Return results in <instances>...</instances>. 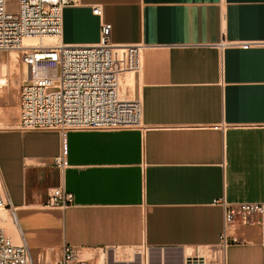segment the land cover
<instances>
[{"label": "crops", "instance_id": "crops-1", "mask_svg": "<svg viewBox=\"0 0 264 264\" xmlns=\"http://www.w3.org/2000/svg\"><path fill=\"white\" fill-rule=\"evenodd\" d=\"M104 23L115 45L142 46L145 128L62 137L0 127L4 211L15 239L50 262L70 245L103 251V264H183L217 245V199L264 203V0H79L64 8L59 39L98 43ZM61 186L73 203L47 207ZM233 232L227 264H264V223ZM137 248L147 259L128 252Z\"/></svg>", "mask_w": 264, "mask_h": 264}, {"label": "built area", "instance_id": "built-area-1", "mask_svg": "<svg viewBox=\"0 0 264 264\" xmlns=\"http://www.w3.org/2000/svg\"><path fill=\"white\" fill-rule=\"evenodd\" d=\"M78 3L0 0V58L8 50L22 52L17 129L56 131L62 137L70 131L144 129L141 96L128 97L122 91L123 77L141 68L142 46L112 43L110 23L101 25L98 43L63 44L57 38L63 33L64 8ZM92 11L102 13L100 7ZM55 165L60 169L66 165L63 148ZM73 201V193L61 186L50 190L45 205L65 208ZM215 203L224 213V229L217 245L186 256L183 264H227L228 246L241 241L233 229L264 223V203H229L224 198ZM5 209L11 205L0 189V210ZM86 252L66 245L62 256L50 262L44 254H34L23 241L15 243L0 224V264H94Z\"/></svg>", "mask_w": 264, "mask_h": 264}, {"label": "rangeland", "instance_id": "rangeland-1", "mask_svg": "<svg viewBox=\"0 0 264 264\" xmlns=\"http://www.w3.org/2000/svg\"><path fill=\"white\" fill-rule=\"evenodd\" d=\"M11 51L15 52L18 55V59H17V72L15 74L12 73H8L6 71V75L7 77H9L8 82L6 85L2 86V88H0V127H10V126H16L17 125V121H18V116H19V84H20V78L21 77V73H22V67H21V61H20V56H21V50H8L6 51L3 56L0 58V65L3 62L8 61V55L11 53ZM21 68V69H20ZM21 72V73H20ZM2 73H0V77H2L1 75ZM9 74V75H8ZM15 75V76H14ZM20 75V76H19ZM135 72H129L127 73L123 79H122V91L123 93L128 96V97H134L137 94V90H136V85H135ZM15 78H19V79H15ZM13 79V80H12ZM16 80V81H15ZM5 213V214H4ZM7 212L0 210V215H6ZM9 220H11V216L9 215L7 220H6V225L9 223ZM3 225V227L5 228L6 232L9 234V230L8 225L6 226L4 223H0ZM11 236V233L9 234ZM13 239V241L15 243H20V239H14L13 237H11ZM109 250H105L104 252H108ZM87 252L93 257H92V261H96L97 260V264H99L98 259L101 258V256L98 258V256L103 252V251H91V250H87ZM93 252V253H92ZM131 255H136V254H141L145 257V259H147L148 254H149V249L147 248H137V249H131L128 251ZM41 253V252H39ZM43 254V253H42ZM46 257V254H45ZM98 258V259H96ZM118 259H121V256L117 257Z\"/></svg>", "mask_w": 264, "mask_h": 264}, {"label": "bare ground", "instance_id": "bare-ground-1", "mask_svg": "<svg viewBox=\"0 0 264 264\" xmlns=\"http://www.w3.org/2000/svg\"><path fill=\"white\" fill-rule=\"evenodd\" d=\"M59 41H60V39L59 38H57ZM26 41H30V40H26ZM63 43V42H62ZM63 44H65V43H63ZM25 45H27V46H30V45H32L31 44V42H25ZM65 45H75V44H65ZM15 52H17V51H15ZM14 51L12 52L11 51V53L8 55V61H7V63L6 62H3L1 65H0V73H2L1 75H2V77H0V88H2V86H4V85H6L7 84V82H8V78L9 77H12V76H10L9 74V77H7V76H5L6 75V71L9 73H12V74H15L16 72H17V59H18V55L15 53ZM1 62V61H0ZM21 69V68H20ZM21 73V72H20ZM15 76V75H14ZM20 76V75H19ZM13 78V77H12ZM20 78V77H19ZM19 78H15L16 80L17 79H19ZM13 80V79H12ZM15 80V81H16ZM8 85V84H7ZM5 214V213H4ZM2 216H4V218L6 217L7 218V214H6V216L5 215H2ZM1 216V217H2ZM5 224V223H4ZM6 225V224H5ZM7 226V225H6ZM8 227H9V231H10V233L12 234L11 235V237L13 236V238L15 239L16 237H15V235H17L16 233L17 232H15L16 231V222H15V219H14V217H11V220H9V223H8ZM12 231V232H11ZM9 233V234H10ZM15 234V235H14ZM191 251V250H190ZM190 251H188V253L190 254L191 252ZM47 253V252H46ZM87 254H89L88 252H86ZM93 253V252H92ZM86 254V256H88ZM194 254V253H193ZM186 255H188V254H186ZM192 255V254H191ZM99 256H101V255H99ZM102 259L103 258H100V259H98V260H100L99 261V264H103V262H102Z\"/></svg>", "mask_w": 264, "mask_h": 264}]
</instances>
